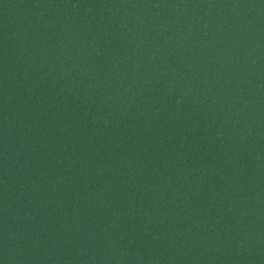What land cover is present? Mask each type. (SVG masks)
<instances>
[{"label":"water","instance_id":"water-1","mask_svg":"<svg viewBox=\"0 0 264 264\" xmlns=\"http://www.w3.org/2000/svg\"><path fill=\"white\" fill-rule=\"evenodd\" d=\"M0 264H264V0H0Z\"/></svg>","mask_w":264,"mask_h":264}]
</instances>
